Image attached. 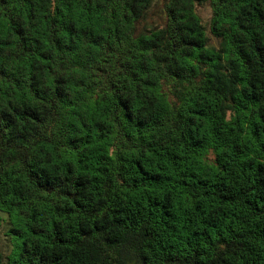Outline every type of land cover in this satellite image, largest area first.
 <instances>
[{
    "label": "clouds",
    "instance_id": "1",
    "mask_svg": "<svg viewBox=\"0 0 264 264\" xmlns=\"http://www.w3.org/2000/svg\"><path fill=\"white\" fill-rule=\"evenodd\" d=\"M0 264H264V0H0Z\"/></svg>",
    "mask_w": 264,
    "mask_h": 264
}]
</instances>
